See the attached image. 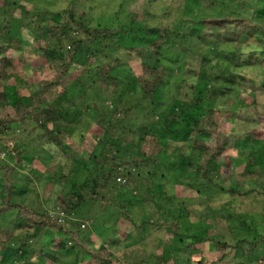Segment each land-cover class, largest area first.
I'll list each match as a JSON object with an SVG mask.
<instances>
[{"label": "trees", "instance_id": "1", "mask_svg": "<svg viewBox=\"0 0 264 264\" xmlns=\"http://www.w3.org/2000/svg\"><path fill=\"white\" fill-rule=\"evenodd\" d=\"M147 1L152 3L153 0ZM201 1L206 6L212 5V1L214 2V0ZM17 9H22L26 14L29 11L28 6L25 5H17ZM77 13V4L71 2L66 9L54 12L47 19L44 18V14H38L31 21H27L28 16L25 17L26 23L24 22V25L36 29L33 45L36 48L38 58L47 62L53 69V74L49 78L40 80L36 89L28 96L18 92L11 93L6 85V81L12 74L9 70L12 59L6 56V51L10 47L22 49V42L13 35V32L11 33V23L4 25L0 20V33L6 30V42L0 41V214L14 211V220L11 225L0 224V254H5L9 250H16L15 260L20 261V264H36L34 260L28 259V256H32L36 250L27 248L26 244L23 243L20 246L28 249L24 251L25 255L19 251L18 247H13L16 242V229L26 228L33 230L35 237L40 232L50 235V243L44 244L38 253L43 256L42 259L48 258L51 264H124L106 240L96 242L89 235L93 229H89L83 235L79 233L82 229L77 226L78 224L80 226L78 221L82 220L79 217L85 219L91 216L96 220L102 212L106 213L117 206L127 211L124 207L126 204L131 207L134 204H138L140 207L142 204L152 208L155 207L156 201H159L162 205L158 210L155 208L154 217L152 212L148 213L147 210L146 213L144 212L145 214L143 213L146 219L142 220V224L145 227L147 225L152 226L155 233L161 232L160 236L163 235L162 233L165 236L173 235L174 243L172 242L171 248L173 250L171 253L174 255L170 257L175 264H235V259L247 256L257 260L259 257L255 253L264 249V232L254 236L255 233L259 232L254 226V217H258V215L254 213L238 215L243 217L240 222V229L242 227L244 230L246 228L247 232L252 231L254 237L234 236V242L221 241L205 235V232H197L196 225L189 221L185 215L184 203L181 204V215L168 213L165 206L169 202L160 198L162 193L159 190L137 189L138 193L136 194L130 190L134 185L137 187L138 179H142V177L156 176L155 178L164 179L166 178L165 173L171 171L173 167L184 171L182 168H177L179 163L175 159L170 162L163 161L164 154L169 150L168 137L170 133L173 137L172 141L178 144L176 150L183 159L185 170L190 172V177L193 175L199 184L202 181L203 187L210 189L217 187L220 191L228 192L233 197L251 194L264 196V137L259 136L256 132H248L243 137V141L240 140L239 136H235L234 146L237 149L242 142L246 143L249 148L246 154L233 157L237 164L244 163L245 165L244 170L238 174L237 180L231 184L223 185L216 179L217 174L222 175L221 162L224 161L223 156H225L223 152L228 149V135L221 131L216 118L218 105L225 108L229 105L234 107L243 105L246 96L254 97L257 89L261 86L264 87V51H262L263 54L260 51L261 48L264 49V25L253 20L250 16L239 13H219L200 19L201 25H209L216 30H224L228 26L237 28L233 35L227 36V40H234L235 46L233 50L225 52V61L220 64L218 73L203 74V72L198 71V75H204L207 78L204 80L207 81L202 83V78L200 79L201 86L199 89L201 90L194 88L195 92L190 104L183 101L198 110L189 115L187 121L182 122L180 118L188 114L189 107L173 108L165 113L162 128L146 130L141 126L139 139L133 137L136 130H129L124 139L131 148L134 146L138 150L133 156H130V160L123 157L118 160L111 152L114 146L119 145L118 140L121 139V120L113 118L111 112L114 113L115 111H111L112 106L107 107L103 114L96 111L93 115L94 119L102 128V133L96 134L100 150L98 147H94L90 155L83 156L84 161H82L83 168L86 170L84 166H87L89 171L86 182L90 184V187L88 185L76 186L74 183L76 179L71 175V172L69 174L62 173L61 176L60 171H58L56 173L58 178H52L51 175L50 179L59 184L53 189V193L44 207L40 204L37 206V202L28 203L26 200H14V195L18 190L15 181L21 173L18 171V166H23L24 158H27L25 161L39 157L41 159L43 153L47 152L49 165L58 159L56 169L60 170V159L64 158L63 155L70 154L69 151L73 148L68 140H79L75 137L76 133L73 132L74 125L72 124L79 117L78 121L88 120L89 125L94 122V120L88 119L90 113L87 109L89 106L96 107L97 104L87 105L86 110L78 108L72 113L68 111L70 109L68 106L74 104L76 98L71 99V103L65 107L63 97L51 103L46 101L47 94L64 83L74 66L82 65L85 67L84 72H81V75L79 74L80 76L78 75L76 79L89 87L96 82L97 84L106 82V79L108 82H112L109 80L111 79L110 72L119 63V59H114L113 62L101 61L98 65L93 64L94 66L86 68L87 63L83 64V61L92 52L94 45L98 46L97 44L100 42L104 43L110 37L122 33V28L116 24L112 26H90L80 21L76 16ZM22 16L19 17L21 20ZM136 16L134 13H129L127 16L132 30L134 24L138 23L139 20ZM141 20L144 21V19ZM74 25L81 33L79 37L72 38L69 32ZM169 30L165 26L152 27L146 25V40H148L155 56L160 53L165 44L169 43ZM58 35L65 36L70 42L66 49L60 45L52 46L54 42L52 39ZM209 38H204V40ZM214 47L219 49L217 46ZM250 48L253 49L250 53L252 56L255 55V60L250 58L251 56H245L243 59ZM28 58L29 56L23 52H20L17 57L23 63ZM199 58L203 64V57ZM229 58L234 61L232 62L234 63L233 67L231 63L227 62ZM241 60L245 62L244 67H242ZM160 62L151 63L143 60L141 71L135 80L141 98L150 103L157 100L161 85L170 75L169 69L161 60ZM66 90L67 87L62 92L64 95H66ZM245 94L246 96H244ZM6 106L12 109L3 114V109ZM246 107H250V105L238 110L232 109V116L236 115L235 119L232 118L233 120L237 119L238 125L242 126L244 121L250 124L249 122L254 120L249 114L244 115L247 118H237L238 112ZM67 117L71 120L72 126L69 127L70 130L66 131L63 124ZM26 120L33 124L26 135V139L20 141L14 139L13 147H8L10 131H15L17 126ZM231 139L233 140L232 136ZM36 147H41L44 151L35 150ZM2 154H6V159L1 157ZM67 161L61 162V166L67 164ZM107 165L109 166L108 173L103 175L102 179L96 178L101 174V170H105ZM241 178L244 179L245 183H240ZM143 180L141 184L139 183L141 185L139 188L146 184L144 182L147 180ZM197 182L195 184H198ZM51 208L61 209L64 218L51 215ZM90 208H93V213L90 212ZM126 217H130L131 221L134 219L132 212L127 213ZM247 235L250 236L251 233ZM207 242H212L216 250H220L222 253L218 255L216 260L194 259L195 254L203 253V251L198 250L199 247L196 245L200 246L199 244ZM177 243L179 245H175ZM66 256L74 258L72 263L65 261ZM81 261L83 262L81 263Z\"/></svg>", "mask_w": 264, "mask_h": 264}, {"label": "rangeland", "instance_id": "2", "mask_svg": "<svg viewBox=\"0 0 264 264\" xmlns=\"http://www.w3.org/2000/svg\"><path fill=\"white\" fill-rule=\"evenodd\" d=\"M71 2H75L78 6L76 16L80 21L90 26H112L116 24L122 28V33L110 37L104 43L100 42L97 44L98 46L94 45L92 52L83 61V64L87 63L86 68L98 65L101 61L113 62L114 59H119V63L110 72L111 79L109 80L112 82H108L106 79V82H99V84L96 82L89 87L76 79L79 74L81 75V72H84L85 67L82 65L74 66L64 83L47 94L46 101L51 103L63 97L65 107L71 103V99L76 98V102L68 106L70 107L68 111L72 113L78 108L86 110L87 105L92 103L97 104V106H89L87 109L90 113L88 119L94 120L92 125L88 124V120L78 121L80 117L72 124L74 125L73 132L76 133L75 137L79 140H68L73 148L69 151L70 154H65L63 155L64 158L60 159V170L56 169L58 159L49 165L47 152L43 153L41 159L39 157L25 161L27 158H24L23 166H18V171L21 173L15 181L18 190L14 195V200H26L28 203L37 202V206L40 204L42 207L49 201L53 189L59 184L50 179L51 175L52 178H58L56 175L58 171H60L61 176L62 173L69 174L71 172V175L76 179L74 180L76 186L88 185L90 187V184L86 182L89 171L87 166H84L86 170L83 168L82 161H84L83 156L90 155L94 147H98L100 150L96 134H101L102 128L94 119V112L103 114L107 107L112 106L111 111H115L114 113L111 112L113 118L121 120L120 132L122 134L121 139L118 140L119 145L114 146L111 153L118 160L122 157L130 160V156H133L138 149L134 146L131 148L124 139L129 130H136L133 137L139 139L141 126L146 130L162 128L165 113L173 108L189 107L188 114L180 118L182 122L187 121L189 115L198 111L189 105L195 92L194 88L201 90L199 89L201 81L202 83L207 81L204 80L207 79L204 75H198V71L203 72V74L219 72L220 64L225 61V52L233 50L235 46L234 40H227V36L233 35L237 30L232 26H228L224 30H216L212 26L201 25L200 19L202 17L219 13H239L250 16L253 20L264 25V0H214L210 6H206L201 0H153L152 3L147 0H0L1 23L4 25L11 23V33L13 32V35L22 42V49L10 47L6 51V56L12 59V65L9 68L12 74L6 81L11 93L18 92L28 96L36 89L40 80L49 78L53 74V69L49 64L38 58L36 48L33 45L36 29L24 25L25 17L28 16L27 21H31L38 14H44V18L47 19L54 12L66 9ZM17 5L28 6V14L22 9H17ZM129 13H134L139 19L138 23L134 24L133 30L130 29L127 19ZM20 15H23L22 20L19 18ZM75 25L69 32L72 38L79 37L81 33ZM146 25L152 27L165 26L170 29L169 43L165 44L156 56L148 40H146ZM5 34L6 30L0 33V41L6 42ZM208 37L210 38L204 40ZM52 40L54 41L53 47L60 45L65 49L70 43L65 36L61 35L55 36ZM214 46L219 47V49H215ZM252 50L251 48L248 49L243 59L245 56H251L250 58L255 60V55L252 56L250 53ZM260 51L263 54L264 49L261 48ZM20 52L29 56L24 63L17 59ZM199 57H203V64ZM143 60L151 63L161 60L169 69L170 75L161 85L159 96L154 103L144 101L141 98L140 90L135 82L136 76L141 71ZM253 60L250 59V61ZM227 62L231 63L232 67L234 66L232 58H229ZM241 64H243L242 67L245 66L244 60L243 62L241 60ZM66 87V95H64L62 92ZM246 105H250V107L239 111L237 118H247L244 115L249 114L254 120L249 122L250 124L244 121L241 126L236 123L237 119L233 120L232 118L235 119L236 115L232 116L231 113L234 109L238 110ZM11 109L9 106L4 107L3 114L10 112ZM216 118L221 131L228 135V149L224 150V161L221 162L222 175L217 174L216 179L221 184L228 185L237 180L238 174L245 168L244 163L237 164L233 157L246 154L249 150L246 143L243 142L237 149L234 146L236 137L239 136L242 140L251 131L264 137V87L258 88L254 97L246 96L243 105L235 107L229 105L226 108L218 105ZM32 125L26 120L17 126L15 131H10L8 147H13L14 139L18 141L26 139ZM72 125L71 120L67 117L63 124L66 131L70 130L69 127ZM169 135L168 144L170 148L167 145L169 150L164 154L163 161L170 162L175 159L179 163L177 168H182L184 171L173 167L171 171L165 173L166 178L164 179L155 178L156 176L142 177V179H138L137 187L134 185L130 190L134 194L138 193L137 189L159 190L162 193L160 198L169 202L165 206L168 213L181 215V204L184 203L185 215L189 221L196 225L197 232H205V235L221 241L234 242V236L242 238L253 236L252 231L247 232V229L244 230L242 227L240 229V222L243 217L238 215L241 213L258 215V217H254V226L259 232L255 233L254 236L264 232V196L251 194L233 197L228 192L220 191L217 187H214L215 189L203 187L202 181L199 184L193 175L190 177V172L185 170L183 159L176 150L178 144L172 141L173 137L170 133ZM35 150L44 151L41 147H36ZM1 157L6 159V154H2ZM229 160L231 161L229 162ZM66 161L68 163L61 166V162L65 163ZM108 170L109 166L107 165L105 170H101V174L96 178L102 179ZM143 179H146L147 182H144L146 184L139 188ZM196 182L198 184H195ZM240 183H245L243 178L240 179ZM69 184L72 185V183ZM69 184L68 186H70ZM245 186L247 187V184ZM161 205L159 201H156L155 207L152 208L142 204L140 207L138 204H134L132 207L126 204L124 207L127 211L117 206L106 213L102 212L96 220L91 216L85 219L80 216L79 219L82 220H77L80 223V226L79 224L77 226L82 228L79 233L83 235L89 229H93L88 234L96 242L106 240L124 264H175L170 257L174 255L171 253L173 250L171 248L172 242L174 243L173 235L165 236L162 233L163 235L160 236L161 232L155 233L152 226L147 225L145 227L142 224V220L146 219L143 213L147 210L148 213L152 212L154 217L155 208L158 210ZM50 210L51 215L64 218L61 209L51 208ZM90 212L93 213V208H90ZM129 212H132L134 216L133 221L130 217H126ZM13 220L14 211L0 214V224L2 225H11ZM94 222L95 224H93ZM29 230L26 228L16 229V242L13 247H18L23 254H25L24 251L28 250L27 248L36 250L32 256H28V259L34 260L36 264H51L48 258L42 259L43 256L38 253L44 244L50 243V235L40 232L35 237L33 230ZM248 233L251 235L248 236ZM23 243L26 244L27 248L20 246ZM175 245H179V243ZM199 245L196 247H199L198 250L203 251V253L197 254L198 256L195 254L194 259L196 260H216L218 255L222 253V251L216 250L212 242ZM255 254L259 257L257 260L251 256L241 257L235 259V264H264V249ZM15 255L16 250H9L5 254H0V264H20V261L15 260ZM200 256L202 257L200 258ZM64 259L68 263H72L74 258L66 256Z\"/></svg>", "mask_w": 264, "mask_h": 264}]
</instances>
